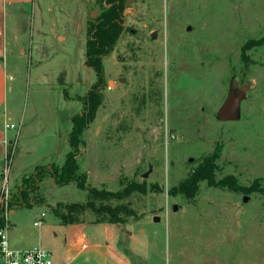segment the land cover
I'll return each mask as SVG.
<instances>
[{"label": "rangeland", "instance_id": "rangeland-1", "mask_svg": "<svg viewBox=\"0 0 264 264\" xmlns=\"http://www.w3.org/2000/svg\"><path fill=\"white\" fill-rule=\"evenodd\" d=\"M33 1L9 8L4 27L8 93L0 129L15 126L6 129L15 153L8 172L0 155V198L7 188L14 213L5 214L0 202V216L10 248L50 253L52 240L63 246L59 216L92 202L133 212L119 225L123 243L109 241L130 264H264V0H124L123 31L103 60L100 106L77 157L87 190L56 185L47 168L64 165L72 119L96 84L86 45L106 6ZM232 84L235 91L247 87L241 118L219 122ZM213 154L216 181L232 177L249 194L206 182L192 198L177 193ZM132 185L142 193L130 190L121 201L89 192L118 194ZM76 219L90 237L95 223L107 220L89 209Z\"/></svg>", "mask_w": 264, "mask_h": 264}, {"label": "trees", "instance_id": "trees-1", "mask_svg": "<svg viewBox=\"0 0 264 264\" xmlns=\"http://www.w3.org/2000/svg\"><path fill=\"white\" fill-rule=\"evenodd\" d=\"M106 9L98 17L96 21L91 24L89 31V38L86 45V67L94 70L96 73L97 81L93 88L90 90L84 101V110L82 114L75 116L72 119V130L69 136L70 152L67 159L62 167L47 168L50 173V177L54 180L58 186L68 185L70 183H77L80 190H87L85 186V176L80 174L79 163L77 160L78 152L81 145V137L84 133L85 128L96 118V113L99 109L101 98L99 91L101 86L105 84L104 80V66L103 60L110 54L113 47L116 45L122 31H123V13H124V0H103ZM219 159L218 154H213L209 157L202 159L200 166L189 174L184 182L180 184L177 189V193L186 197L192 198L196 195L201 183L206 182L210 186L219 188L221 190H228L231 192H244L249 194L251 190H243L240 188L236 181L232 177L227 179L216 181L215 172L217 170V161ZM36 179L40 182L38 175L42 173V169L36 170ZM25 181H28L25 180ZM130 190L132 192H141L143 188L138 185H132L125 190L124 193L118 194H107L100 193L95 189H90L91 196H102L101 198L121 201L122 199L129 196ZM25 197V194L22 193ZM66 216L60 215L64 224H80L83 223L79 220H75V216L86 210L98 212L106 216V221H97L96 224H113L123 225L125 223L124 217H131L133 212L125 205L119 206H101L96 208L89 202L87 204H75L68 208ZM1 217V216H0ZM4 218H0V226H4Z\"/></svg>", "mask_w": 264, "mask_h": 264}, {"label": "crops", "instance_id": "crops-1", "mask_svg": "<svg viewBox=\"0 0 264 264\" xmlns=\"http://www.w3.org/2000/svg\"><path fill=\"white\" fill-rule=\"evenodd\" d=\"M33 2V0H0V114L3 109H5L8 93V74L3 62L6 53L4 27L7 10L16 6L27 8L30 4H33ZM7 125L9 124H6L4 130L0 129V155L4 156V159L6 149L10 144L13 145V140L6 130ZM19 192L21 196L22 193H26L24 189L19 190ZM9 213L13 214L14 211L11 210ZM62 224L64 225L63 231L65 232L64 245H60L57 240H52L54 249L50 253L52 254L55 264H58L59 259L63 263L66 262L65 264H88L87 262L91 259L98 260L100 264H109L110 257L116 260V264H130L124 256L126 252L123 251V253L121 250V245V252L119 251L117 253L112 252L109 243V241L114 238H116L115 242L118 244L121 242L123 243V239L121 240L120 236L122 229L119 225L98 224L95 237H90L85 223L64 224L62 222Z\"/></svg>", "mask_w": 264, "mask_h": 264}, {"label": "built area", "instance_id": "built-area-1", "mask_svg": "<svg viewBox=\"0 0 264 264\" xmlns=\"http://www.w3.org/2000/svg\"><path fill=\"white\" fill-rule=\"evenodd\" d=\"M7 129H15L14 125H7ZM10 148H13V145L10 144ZM8 149V148H7ZM5 155L6 161V172H8L9 167L11 165V161L14 155V148L7 150ZM1 208H5V214H8V206H9V193L7 188L3 189V196L0 198ZM44 214H42V218L35 222L36 227H40L42 225V219L44 218ZM7 217V216H6ZM7 219V218H6ZM8 231L9 224H6L2 227L0 226V264H55L51 253L43 249H33L24 252L14 251L10 248L8 242Z\"/></svg>", "mask_w": 264, "mask_h": 264}, {"label": "water", "instance_id": "water-1", "mask_svg": "<svg viewBox=\"0 0 264 264\" xmlns=\"http://www.w3.org/2000/svg\"><path fill=\"white\" fill-rule=\"evenodd\" d=\"M189 31L191 28L188 29ZM153 39L157 38V34L152 35ZM246 91L247 87L243 86L239 88L237 91H235V87L232 84L230 87V92L228 94L227 99L225 100L224 104L220 108V110L217 112V120L219 122H236L239 121L241 118V103L244 101L246 97ZM193 161L192 159L190 160ZM151 173V168L148 173H146L143 178L146 179ZM249 201L248 198L243 199V203H247ZM174 211H177V208H174ZM159 221L158 218H156V221Z\"/></svg>", "mask_w": 264, "mask_h": 264}]
</instances>
